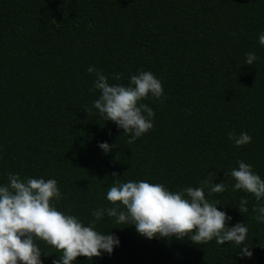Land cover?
Returning <instances> with one entry per match:
<instances>
[{
    "label": "trees",
    "instance_id": "obj_1",
    "mask_svg": "<svg viewBox=\"0 0 264 264\" xmlns=\"http://www.w3.org/2000/svg\"><path fill=\"white\" fill-rule=\"evenodd\" d=\"M261 31L264 0H0V183L8 173L55 179L57 209L87 224L95 209L112 206L105 194L115 179L171 191L224 181L225 191H205L206 198L221 202L229 226L247 225L243 244L251 257L230 242L147 239L105 215L96 230L114 234L119 246L73 264H264L255 198L232 191L226 176L242 160L264 179ZM248 52L258 57L253 65L245 64ZM89 66L110 84L152 72L163 88L161 98L141 101L154 111L152 129L129 142L105 121L92 107L99 92L90 90ZM241 132L251 142L237 147L228 134ZM100 142L111 146L108 153ZM242 197L248 211L241 213ZM36 243L48 254H41L42 264L60 255Z\"/></svg>",
    "mask_w": 264,
    "mask_h": 264
},
{
    "label": "clouds",
    "instance_id": "obj_2",
    "mask_svg": "<svg viewBox=\"0 0 264 264\" xmlns=\"http://www.w3.org/2000/svg\"><path fill=\"white\" fill-rule=\"evenodd\" d=\"M257 41L264 48V31L258 33ZM257 59L253 52L245 54V64L253 65ZM87 72L95 73L90 90L99 92L92 107L105 121L110 120L122 129L129 142L152 129L154 111L141 102L149 96L159 99L163 95L161 81L152 72L138 70L128 77L127 84H110L109 78L93 66ZM112 78L121 79L119 74H113ZM228 139L237 147L251 142L246 132L238 136L229 133ZM97 146L104 153L111 148L107 142ZM226 176L234 181L232 191L240 190L255 198L254 219L264 224V179L242 160ZM205 191L209 196L223 192L225 183L204 179L198 187L171 191L161 183L115 179L105 194L112 206L95 209L92 221L85 224L77 216L57 209L56 202L62 196L55 179L21 178L8 173L7 183H0V264H42L41 254H48L41 251L37 240L60 252L52 264H73L78 256L110 255L120 242L114 234L96 230V222L105 215L117 224L134 226L147 239L186 237L197 245L213 240L216 245L230 242L238 246L242 257H251L249 247L243 244L247 225L237 222L229 226L232 217L218 210L221 202L206 198ZM247 204V198L242 197L238 210L247 212Z\"/></svg>",
    "mask_w": 264,
    "mask_h": 264
}]
</instances>
